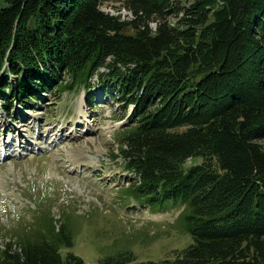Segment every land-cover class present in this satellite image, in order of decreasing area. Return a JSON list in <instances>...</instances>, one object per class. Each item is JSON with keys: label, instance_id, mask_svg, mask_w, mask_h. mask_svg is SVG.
Wrapping results in <instances>:
<instances>
[{"label": "trees", "instance_id": "trees-1", "mask_svg": "<svg viewBox=\"0 0 264 264\" xmlns=\"http://www.w3.org/2000/svg\"><path fill=\"white\" fill-rule=\"evenodd\" d=\"M112 2L132 19L102 10ZM0 4V112L99 77L131 108L117 156L131 198L184 209L192 242L172 258L98 264H264V0ZM68 223L6 243L0 264H85L62 254Z\"/></svg>", "mask_w": 264, "mask_h": 264}, {"label": "rangeland", "instance_id": "rangeland-1", "mask_svg": "<svg viewBox=\"0 0 264 264\" xmlns=\"http://www.w3.org/2000/svg\"><path fill=\"white\" fill-rule=\"evenodd\" d=\"M118 7L112 2L102 10L132 19ZM55 85L38 89L28 110L15 101L9 114L0 112V248L38 240L50 224L58 229L67 221L73 246L62 254L85 264L123 252L137 263L159 262L187 248L192 239L182 207L150 208L128 191L134 177L117 156L131 108H122L99 77L89 89L56 92Z\"/></svg>", "mask_w": 264, "mask_h": 264}]
</instances>
